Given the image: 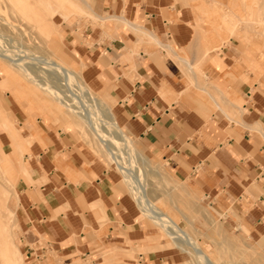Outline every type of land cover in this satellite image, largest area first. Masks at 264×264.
Wrapping results in <instances>:
<instances>
[{
	"label": "crops",
	"instance_id": "1",
	"mask_svg": "<svg viewBox=\"0 0 264 264\" xmlns=\"http://www.w3.org/2000/svg\"><path fill=\"white\" fill-rule=\"evenodd\" d=\"M84 1L100 24L85 26L83 40L69 28V51L85 63L90 85L115 101L118 124L201 192L218 221L241 231L227 237L264 238V40L244 24L241 1ZM36 123L42 137L25 130L33 142L24 154L29 182L19 192L31 264L41 263L43 248L65 264H186L176 250L150 251L114 169Z\"/></svg>",
	"mask_w": 264,
	"mask_h": 264
},
{
	"label": "rangeland",
	"instance_id": "2",
	"mask_svg": "<svg viewBox=\"0 0 264 264\" xmlns=\"http://www.w3.org/2000/svg\"><path fill=\"white\" fill-rule=\"evenodd\" d=\"M240 1L246 16L244 24L247 28L259 34L261 39L264 40V0ZM12 2L10 4L8 0H0V50L5 49L11 58H16L22 64L30 62V65L26 66L27 68L33 66V70L37 68L39 63L37 59V61H34L37 57L51 58L66 68H71L88 83L107 106L112 108L114 114L115 101L104 90L90 85L85 74L83 75L86 68L85 63L81 61L80 65L76 64L75 58L69 51L68 40L66 39V33L69 28L83 40L81 32L85 26L93 23L100 24L95 19L93 12L85 8L81 3H77V1L78 7L75 8L71 4L62 3L61 0H52L50 11L47 13V20L50 19L53 22V26L46 23L47 28L51 31L48 39L47 35L38 27L33 14L27 13L22 16L19 12H13ZM245 5L250 9H246ZM91 6L93 8V4ZM245 40L250 42L253 39L246 37ZM33 63L34 65L37 64V66L32 65ZM23 74L26 75L17 67L0 58V185L6 190L3 189L5 195L9 196L8 208L13 211L12 214L14 215L11 217L9 231L13 235V241L19 246L24 264L31 263L27 259L21 243L23 233L20 226L21 202L19 192L22 190L23 182H29L24 154L30 152L29 148L33 142V138L29 133L25 134V130L32 127L36 134L40 138L42 137V132L37 126L36 119L40 123L43 120L46 125L50 126L56 136L60 134L86 146L102 165L116 171L119 176V186H122L124 192L132 199L139 213L140 221L144 229L149 233V241L155 246L150 251L176 250L186 257V264H200L193 253L183 252L178 249L162 229L142 214L136 203V196L132 194L131 189H129L130 186L125 182V175L110 160L103 146L98 142L95 135L86 128L87 126L77 119L74 121L65 107H62L50 94L35 88L29 76H24ZM50 83L64 96V102L74 105V108L82 107L80 110L83 112L87 111L89 115L90 112L86 109L88 105L84 107L81 105L85 104L84 100L76 96L75 89H71L66 79L53 74L50 76ZM72 91L75 92V97ZM89 108L91 107L88 106ZM23 115L26 116L25 126L19 124L23 120ZM127 135L129 136L128 133ZM39 136H37V139H39ZM132 143L133 148L148 163L146 164L137 159V164L134 162L131 167L127 165L126 167L132 171L131 175L134 174L132 176L135 177L139 174L138 177L144 179L147 196L161 210L172 215L180 227L199 242L212 261L216 262V264H264V238L234 239L236 238L234 234L240 235L241 231L237 227L233 226L230 228L227 224H223L222 221H218V213L210 211L208 204L199 201L202 197L201 192L195 190L188 181L181 182L177 179L166 163L157 162L150 153L140 148L133 139ZM127 161L128 159L124 163H128ZM182 185L187 189V193L183 192ZM195 202V205H191ZM0 215L3 216L4 220V211ZM219 218L225 219L223 216ZM241 227L243 235L249 236L251 233L250 229L246 226L245 228L244 226ZM207 231H211V235L215 238L206 239L205 233ZM229 232L234 238L226 236ZM159 244L162 245L160 246ZM52 257L58 258L55 254L49 253L46 259ZM92 261V259H89L87 264H91ZM58 262L59 264H65L62 260ZM72 263L85 264L74 261ZM40 264L46 263L43 261Z\"/></svg>",
	"mask_w": 264,
	"mask_h": 264
},
{
	"label": "bare ground",
	"instance_id": "3",
	"mask_svg": "<svg viewBox=\"0 0 264 264\" xmlns=\"http://www.w3.org/2000/svg\"><path fill=\"white\" fill-rule=\"evenodd\" d=\"M8 1L9 3L12 2V0ZM35 1L13 0L12 10H14L13 12H19L22 16L27 13L33 14L38 27L42 32H44L45 35H47V38L49 39L51 31L49 28H47L46 23H48L50 26H53V22H51L50 19L47 20V13L50 11L52 0ZM61 1L62 3L73 5L75 8L78 7L77 3L79 2L84 5L85 8L92 11L90 6L84 0ZM245 8L248 10L250 9L246 5ZM100 19L102 20V18ZM0 58L7 61L10 65L17 67L20 71L29 76L35 88H37L39 91H45L46 93L53 96L62 107L67 109V111L70 113V117L74 121L77 119L79 122H83L87 126L86 128H88L90 132L95 135L98 142L103 146L105 149L104 151L109 155L110 160L116 165L117 169L123 175H125V182L130 186L129 189H131L132 194L136 196L135 200L141 209L142 214L145 215L149 220L153 221L160 229H162L165 235L169 237V239L178 249L183 252L193 253L200 264H216V262L211 260L208 253L202 249L199 242L194 240V238L189 233L180 227L179 223L175 221L172 215L161 210L153 202V200L147 196L144 179L138 177L139 174L135 177L132 176L134 174L131 175L132 171L126 167L127 165L131 167L132 163L136 162L137 159H140L147 164V160L143 159L139 152L133 148L132 139L118 124L112 112V108L107 106L97 96L88 83H86L83 78L78 76L76 71H73L71 68H66L57 61L46 57L35 58L34 61L39 60V67L37 64L34 65V62L32 65L37 66V68H34L35 70H33V66H29V68L26 66L30 65V62L28 64H22V62L17 61L16 58H11L6 53L5 49L0 50ZM53 74L67 80L71 86V89H75L74 91H76V96H79L82 100H84L85 104H81L83 107L85 105L91 107L88 109V106H86V109L89 110L88 112H90L89 115L87 114V111L83 112L80 110L82 107L74 108V105L64 102V96H62L61 93L58 92L54 87V85L50 83V76ZM126 159H128V163H124L126 162ZM181 187L183 192L187 193V189L184 188L183 185ZM3 189L4 187L0 185V214L4 211L5 215L4 220L3 216L0 215V264H24V259L20 253L19 246L15 243V241H13V235L9 231L11 217L14 215L12 214L13 211L8 208L9 196L5 195L6 190L4 189L5 191H3ZM9 239L11 240L9 241Z\"/></svg>",
	"mask_w": 264,
	"mask_h": 264
},
{
	"label": "built area",
	"instance_id": "4",
	"mask_svg": "<svg viewBox=\"0 0 264 264\" xmlns=\"http://www.w3.org/2000/svg\"><path fill=\"white\" fill-rule=\"evenodd\" d=\"M49 250H50V249L47 250V249H44V248H43V252H44V254H43L41 257L37 256L36 259H37L38 261L42 262V261L46 258V255H47V253H48ZM45 253H46V255H45Z\"/></svg>",
	"mask_w": 264,
	"mask_h": 264
}]
</instances>
